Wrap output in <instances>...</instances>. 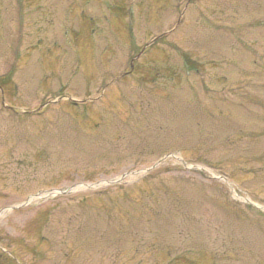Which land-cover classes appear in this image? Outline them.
Here are the masks:
<instances>
[{
    "label": "rangeland",
    "instance_id": "rangeland-1",
    "mask_svg": "<svg viewBox=\"0 0 264 264\" xmlns=\"http://www.w3.org/2000/svg\"><path fill=\"white\" fill-rule=\"evenodd\" d=\"M0 83V264H264V0H0Z\"/></svg>",
    "mask_w": 264,
    "mask_h": 264
},
{
    "label": "water",
    "instance_id": "water-1",
    "mask_svg": "<svg viewBox=\"0 0 264 264\" xmlns=\"http://www.w3.org/2000/svg\"><path fill=\"white\" fill-rule=\"evenodd\" d=\"M124 176V175H123ZM123 176H120L119 178L115 179V180H110V181H107V183H113V182H116V181H119ZM103 183L105 182H98V183H93V184H84V185H78L77 187H87V188H95V187H98L99 185H102ZM59 192H64V191H60V190H54V191H50L49 193L45 194V195H42V198L44 197H47L48 195H53V194H56V193H59ZM65 192H70V189L66 190ZM36 196H33V197H30L27 201L21 203V204H18V205H15V206H12L8 209H11V208H17V207H20V206H23V205H28L32 199H34ZM247 201V199H246ZM249 202V201H248ZM5 209H2L0 211V214L4 211Z\"/></svg>",
    "mask_w": 264,
    "mask_h": 264
}]
</instances>
